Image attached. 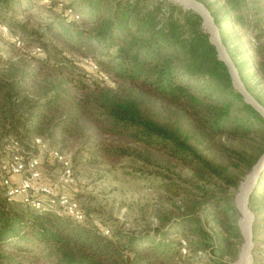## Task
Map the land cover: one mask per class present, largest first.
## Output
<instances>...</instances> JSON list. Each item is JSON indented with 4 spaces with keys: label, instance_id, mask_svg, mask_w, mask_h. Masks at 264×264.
I'll return each mask as SVG.
<instances>
[{
    "label": "trees",
    "instance_id": "trees-1",
    "mask_svg": "<svg viewBox=\"0 0 264 264\" xmlns=\"http://www.w3.org/2000/svg\"><path fill=\"white\" fill-rule=\"evenodd\" d=\"M197 1L264 107L242 76L254 63L264 78V0ZM0 25L15 54L0 57V165L15 153L27 162L34 138L79 144L92 164L151 167L137 170L180 201L171 223L135 234L83 208L76 221L7 201L0 186V264H233L242 239L229 190L264 152V119L233 88L200 17L172 0H0ZM231 34L250 59L236 58ZM259 183L253 246L264 232Z\"/></svg>",
    "mask_w": 264,
    "mask_h": 264
},
{
    "label": "rangeland",
    "instance_id": "rangeland-1",
    "mask_svg": "<svg viewBox=\"0 0 264 264\" xmlns=\"http://www.w3.org/2000/svg\"><path fill=\"white\" fill-rule=\"evenodd\" d=\"M43 17L41 15L37 19ZM1 27L0 25V57L5 60L14 59L15 54L11 53L10 47L11 40L6 41L4 37L8 32ZM232 35H229V37L233 39V45H236L235 47L240 46L239 49H236V58L241 57V59L247 61L252 53L250 54L248 49L245 50L242 47V42ZM13 40L16 47H23L21 42L17 44L16 39ZM31 50L30 48L27 52L31 53ZM85 67L89 69L87 64ZM245 68L242 71V76L245 78L247 87L251 89L254 95L264 101V78L259 75L261 73L258 70L259 74L253 69L255 68L254 63L247 64ZM100 141L108 143L111 139L102 136ZM42 142H44V147L30 143L29 148L40 160L41 182L53 185L60 167L50 157L48 151L56 149L59 151L60 148L49 145L47 141ZM81 148L79 144H76L69 149H61L71 158L73 183L70 185H56L57 192H63L73 197L81 208L98 214L112 227H119L122 231L134 232L135 234L152 233L151 229L156 226L171 223L172 216L176 213L174 210H176V207H180V201L178 198L168 196L159 177L140 173L137 170L140 167L146 171L152 170L151 167L146 168L140 162L130 158H123L120 162H115L109 158L102 161L98 159L99 163L92 164L89 161L91 157L84 151V148ZM180 174L185 178L189 177L187 170ZM258 182H260L257 186L258 189L264 192V176L261 179L259 178ZM235 193V190H229V195L232 198ZM166 216L169 220L164 221L163 217ZM91 217L93 218L94 214ZM256 219H264V213ZM258 235L260 236L254 242L252 250L253 264H264V232H260ZM201 257H204V255Z\"/></svg>",
    "mask_w": 264,
    "mask_h": 264
},
{
    "label": "built area",
    "instance_id": "built-area-1",
    "mask_svg": "<svg viewBox=\"0 0 264 264\" xmlns=\"http://www.w3.org/2000/svg\"><path fill=\"white\" fill-rule=\"evenodd\" d=\"M7 30L5 27H1ZM16 43L20 41L16 39ZM83 62L89 65L92 69H96L88 59ZM106 79V76H104ZM33 143L44 147V142L41 139H34ZM59 165L60 170L53 185L42 183L39 171L40 160L36 155L24 162L23 156L15 153L8 160L0 165V186L3 188L5 199L7 201L18 198L36 211L54 210L63 212L76 221H81L85 218L84 211L79 203L71 196L63 192L56 191V185H70L73 183V168L69 155L58 150L48 151ZM19 181H14L12 177H19ZM95 226H98L97 221H93ZM104 234L108 233L106 227L102 228ZM184 252V249H182Z\"/></svg>",
    "mask_w": 264,
    "mask_h": 264
},
{
    "label": "water",
    "instance_id": "water-1",
    "mask_svg": "<svg viewBox=\"0 0 264 264\" xmlns=\"http://www.w3.org/2000/svg\"><path fill=\"white\" fill-rule=\"evenodd\" d=\"M172 1L184 9L191 10L200 17L202 21V28L208 34L209 40L217 53V58L224 64L231 79L233 88L241 95L243 101L249 104L264 119V107L247 91L242 83L238 71L220 39L218 29L205 6L197 0ZM263 171L264 152L259 156L257 161L250 168L249 172L239 183L235 193L234 203L238 214L237 226L239 228L242 242L239 247L236 260L233 264H253L252 224L254 216L248 208V198L253 192Z\"/></svg>",
    "mask_w": 264,
    "mask_h": 264
},
{
    "label": "crops",
    "instance_id": "crops-1",
    "mask_svg": "<svg viewBox=\"0 0 264 264\" xmlns=\"http://www.w3.org/2000/svg\"><path fill=\"white\" fill-rule=\"evenodd\" d=\"M19 178H20V176L19 177H14L13 180L17 181V180H19Z\"/></svg>",
    "mask_w": 264,
    "mask_h": 264
}]
</instances>
